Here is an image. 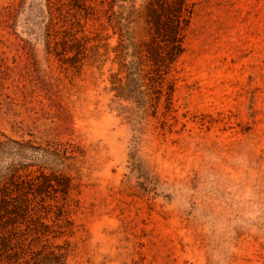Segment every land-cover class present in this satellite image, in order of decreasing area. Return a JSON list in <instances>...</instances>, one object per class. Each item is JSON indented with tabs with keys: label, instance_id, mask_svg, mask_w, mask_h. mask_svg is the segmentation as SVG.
<instances>
[{
	"label": "rangeland",
	"instance_id": "obj_1",
	"mask_svg": "<svg viewBox=\"0 0 264 264\" xmlns=\"http://www.w3.org/2000/svg\"><path fill=\"white\" fill-rule=\"evenodd\" d=\"M145 2L0 0V134L69 155V264H264V0H192L184 52L126 101L118 24L149 43Z\"/></svg>",
	"mask_w": 264,
	"mask_h": 264
},
{
	"label": "trees",
	"instance_id": "obj_2",
	"mask_svg": "<svg viewBox=\"0 0 264 264\" xmlns=\"http://www.w3.org/2000/svg\"><path fill=\"white\" fill-rule=\"evenodd\" d=\"M193 7L192 0H146L141 17L150 41L142 45L118 24L115 52L120 67L110 76L115 97H139L146 80L160 85L157 81L184 52ZM158 88H152L158 94L151 99L154 104L161 96ZM68 161L62 147L0 134V264H69L67 247L50 242L57 237L54 224L67 216L72 187Z\"/></svg>",
	"mask_w": 264,
	"mask_h": 264
}]
</instances>
